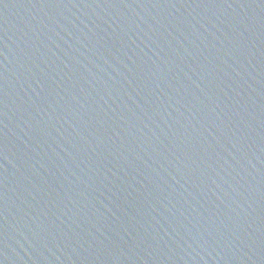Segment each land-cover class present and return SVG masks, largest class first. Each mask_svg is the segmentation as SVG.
<instances>
[{"label": "water", "instance_id": "water-1", "mask_svg": "<svg viewBox=\"0 0 264 264\" xmlns=\"http://www.w3.org/2000/svg\"><path fill=\"white\" fill-rule=\"evenodd\" d=\"M0 264H264V0H0Z\"/></svg>", "mask_w": 264, "mask_h": 264}]
</instances>
